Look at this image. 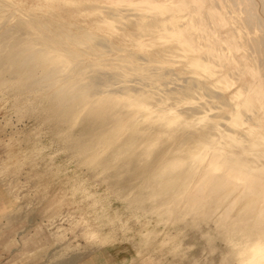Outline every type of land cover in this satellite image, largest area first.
<instances>
[{"label": "clouds", "instance_id": "9594fccd", "mask_svg": "<svg viewBox=\"0 0 264 264\" xmlns=\"http://www.w3.org/2000/svg\"><path fill=\"white\" fill-rule=\"evenodd\" d=\"M0 264H264V0H0Z\"/></svg>", "mask_w": 264, "mask_h": 264}]
</instances>
